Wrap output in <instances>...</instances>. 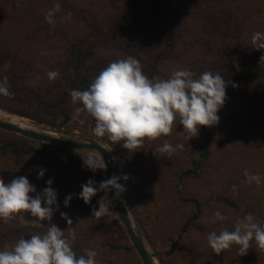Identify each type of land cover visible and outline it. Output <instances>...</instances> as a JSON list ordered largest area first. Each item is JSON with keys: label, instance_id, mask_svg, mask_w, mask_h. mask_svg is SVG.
<instances>
[{"label": "rangeland", "instance_id": "obj_1", "mask_svg": "<svg viewBox=\"0 0 264 264\" xmlns=\"http://www.w3.org/2000/svg\"><path fill=\"white\" fill-rule=\"evenodd\" d=\"M57 2L60 0H0V42L10 40L15 57L23 60L29 68L28 82L39 85V92L43 95H55L59 87L67 85L64 79L61 83L57 78L49 79L47 73L52 69L63 75L64 68L70 64L64 47L71 48L74 43L80 42L87 55V72L93 78L110 62L129 56L140 61L147 75L151 57L156 53L157 58L161 57L157 74L165 79L179 69H189L197 76L205 71L219 70L224 77L237 76L242 70L239 62H236L232 72L226 65L220 64L214 69L208 67L210 59L215 56L192 45L184 46L187 39L166 51L158 19L153 16L155 14H152V18L147 15L151 11L150 5H147L149 0H71L64 3L61 13L55 14L54 19L59 22L57 26L61 32H67L69 36L60 33L63 40L59 42L42 23L47 10ZM68 13H71V19H66ZM236 32L242 35L241 31ZM24 33H27L26 40L21 39ZM9 37H16V40ZM69 37L73 40L67 43L66 38ZM227 51L224 48L221 55L225 56ZM254 52L242 51L241 55L255 59L261 54L258 50ZM253 59L250 61L251 66L254 65ZM4 71L5 67L1 65L0 75ZM259 71L250 77L253 82L226 88V100L219 111L223 117L217 125L200 128L198 136L189 140L179 134L183 132V127L177 121L170 136L156 141L145 140L143 147L135 152L123 149L122 142L114 144L106 137L94 136V120L83 114L76 117L75 108L78 105H73L71 100L66 106L51 109L43 100L29 99L22 94L12 93V98L0 95V118L62 138L102 144L113 156L115 174L121 177V184L126 189L124 198L134 227L141 235L154 264H252L250 257L264 253L255 250L254 241L244 256H240L236 245L217 255L209 247L207 236L213 231L219 233L224 227L232 230L234 218L246 214L218 203L216 197L233 199L248 206L261 203L259 209L262 213H255V216L262 223L264 220V68ZM80 119H84L85 123L81 124ZM164 140L173 146L182 143L185 147L171 157L159 152L155 156L153 152ZM12 143L37 150H41L42 144H45L0 129V178L5 182L20 176L14 172L13 156L7 151ZM70 151L62 153L45 146L43 156L26 159L21 175H27L38 191L41 185L46 186L49 178L58 176L57 173L75 179L74 186L64 183V177L60 178L57 185H52L58 190L61 211L67 212L73 220L71 225H67L64 219L60 222L55 220V224L65 230L66 235L68 230H74L77 238L73 245L95 250L98 264H137L139 254L120 220L116 201L115 204L110 203L111 214L103 217L91 216V208H98L97 201L102 194L93 197L94 202L90 205H82L81 202L74 206L70 202V207H63L68 194L81 191L77 184H84L89 179H95L97 183L106 179L103 171L93 174L83 168L79 153ZM204 151H207V157ZM69 161H72L73 166ZM195 163L203 170L197 172ZM37 166L47 169L41 180L36 179L34 169ZM29 170H33L30 175ZM188 170L193 171V174H187ZM245 170L262 177L260 186L247 182ZM124 175H128L129 179L124 180ZM75 187H78L77 190ZM198 206L201 207V218L187 232H183ZM217 210L228 215L229 220L212 223L211 217ZM27 218L31 219L30 216ZM118 223L122 225V230ZM18 226L22 227L21 235L26 238L38 230L30 225L21 226L18 221L7 224L0 221L3 231L14 230ZM19 236L5 240L3 245ZM175 241H180L186 249L168 255ZM108 244L120 247L121 254H115ZM256 259L261 260L260 257Z\"/></svg>", "mask_w": 264, "mask_h": 264}, {"label": "clouds", "instance_id": "obj_2", "mask_svg": "<svg viewBox=\"0 0 264 264\" xmlns=\"http://www.w3.org/2000/svg\"><path fill=\"white\" fill-rule=\"evenodd\" d=\"M61 10V4L55 3L47 10L44 17L49 25L55 24V14ZM66 19H71V13ZM251 47L264 50V32H254L251 36ZM264 63V55L260 56ZM74 74L75 70H71ZM48 78L55 80L59 73L49 71ZM236 87L227 81L219 72L205 71L199 76L189 69L174 70L168 78L152 77L144 74L140 61L134 57L110 62L92 80L85 90L73 89L69 95L75 108L76 117L82 114L94 120L92 133L96 137H106L112 143H121L123 149L135 152L142 148L145 140L156 141L172 134L173 126L179 122L183 132L179 133L190 139L197 137L202 127H212L219 123L218 112L226 100V88ZM0 95L12 98L7 77L0 80ZM81 124L85 123L80 119ZM184 144L173 146L168 140L158 147L156 152L168 157L183 150ZM82 160V167L95 174L107 171L104 156L88 148L76 149ZM62 159L66 160V157ZM29 170V175L31 174ZM34 171L36 179L44 178L47 169L37 166ZM244 176L249 184L260 186L262 177L247 170ZM121 177L96 182L89 179L81 185L78 194H68L63 207H70L73 196L90 205L93 197L100 195L98 208L92 206L91 216L103 217L111 214L110 203L121 199L126 190L118 181ZM128 180V175L123 176ZM53 178L46 181L40 191L30 182L27 175H20L5 182L0 178V221L9 223L18 221L21 226L30 225L43 231L32 232L26 238H19L0 247V264H98V253L84 249L83 255L77 256L73 249L76 240L74 230L59 228L53 217L59 212L67 225L73 224L67 212L61 211L58 201V190L52 187ZM235 189V185L233 186ZM123 203V201L121 200ZM126 206V205H125ZM31 217L28 219L27 217ZM229 216L217 210L211 222H224ZM46 222V223H45ZM255 242L256 251L264 252V223L251 212L236 216L232 230L224 227L219 233L213 231L207 236L209 247L219 255L233 245L238 246L240 256H244Z\"/></svg>", "mask_w": 264, "mask_h": 264}, {"label": "trees", "instance_id": "obj_3", "mask_svg": "<svg viewBox=\"0 0 264 264\" xmlns=\"http://www.w3.org/2000/svg\"><path fill=\"white\" fill-rule=\"evenodd\" d=\"M70 1L71 0H60L59 3L61 4V10L64 3H69ZM147 5H150L149 9L151 10L147 13V15H151L149 18H152V14H155L153 16H155L160 23V27L158 28L162 33L163 45H165L164 47L166 51H170L172 48L179 46L184 39H187L186 42H184V46L188 47L189 45H192L199 48L204 53L208 52L209 54H213V57L215 56L213 59H210V66H208L212 69H214L213 67H220L221 64L226 65V68L232 72L235 68L236 62H239L242 65V70L237 76L224 77L225 75H223L221 71H215L219 72L227 81H231L235 84L236 87L245 83L253 82L250 80V77L261 68H264V63H260V56L264 55V50H261V54H258V58L255 59L250 56L245 58L241 55L242 51L255 54L254 51L256 50L251 47V36L257 31L264 32V0H167L162 2L160 0H149V4ZM165 6L166 10L164 12ZM61 10L56 14L58 15L61 13ZM43 22L45 25L44 28L48 30L50 35L54 36L59 42L63 40L62 35L66 34L65 36H69V33L64 31L61 32V28L57 26L59 23L57 20H55L54 25H49L45 20L42 21V23ZM237 30L241 31L240 33H242V35H239V33L236 32ZM230 35H233V37ZM26 36L27 33L22 34L21 39L26 40ZM72 40L73 39L70 37L66 38L67 43ZM0 43V66H4L6 70V72L4 71L1 73L2 75H0V80L7 77L11 93L22 94L21 96L24 95L29 99H37L38 101L43 100L51 109L66 106L71 100L69 95L70 90H85L93 80V77L90 76L86 69L87 55L82 47L83 44L81 42L74 43L71 48L64 47L66 52L65 54L69 56L70 64L64 68L62 72L63 75L59 73V76L57 77L60 83L63 79L64 81L66 80L67 85L59 87L55 95L50 93L43 95L42 92H39V85L28 82L29 68L23 60L15 57V54L11 51L12 43L10 40L5 39ZM16 45L18 44L16 43ZM224 48H227L228 51L225 56H222L221 52ZM160 58H157V53L154 57H151L149 63L151 67L147 73L149 78L159 77L157 70L161 60ZM252 59L254 60L253 66H251L250 62ZM205 64L207 66V63ZM73 69L75 70L74 74L71 71ZM51 70L52 69H50V71ZM228 87L233 86L230 84ZM217 114L220 118L223 117V113L218 112ZM42 146L43 148L41 150H37L19 143H12L9 145V149H7V151L9 155L13 156V164L15 165L14 172L21 175L24 171L26 159L35 157L36 155H38V157H41L39 155L43 156L45 154V146L57 149L62 153L71 152L70 150L53 145L42 144ZM204 154L207 157V151H204ZM69 162L72 164V161ZM195 169L197 172L203 170L197 163H195ZM186 173L193 174V171L188 170ZM57 174L58 176L55 175V178H53V186L57 185L60 178L64 177V174L62 173ZM64 178V183L68 182V184L74 186L75 179H72L71 176L67 175ZM78 182L81 181L78 180ZM77 185L81 188L82 184ZM40 187L43 189L45 185H41ZM194 201L197 202L195 199ZM216 201H218V203L226 204L228 207L240 214L253 212L254 215L255 213L260 215L262 213V210L259 209L261 208V203L248 206L233 199L221 197H216ZM81 202L82 205H85V203L83 201H79L78 198H73L71 204L76 206V204L80 205ZM93 202L94 201L92 199L91 204ZM197 204L199 205V203ZM200 218L201 207L198 206L197 211L185 224L183 232H187ZM53 219V222L55 220H58L56 222H60L62 220L60 214L57 215V213ZM118 227L122 230L121 224L118 223ZM39 231H43V229H38L37 232ZM22 232V227L19 226L14 230L12 229L9 231H3L0 229V247H2L5 240L16 238L21 235ZM108 247L111 250H114L115 254H121V248L117 247L115 244H108ZM86 248H80L79 246L73 245V249L77 256L83 255V250ZM185 249L186 246L181 245L180 241H175L171 245V249L167 252V254L174 255L176 252L183 251ZM145 255L148 260L151 261V256L147 251L145 252ZM255 256L249 258L252 264H264V253L261 254V256H256V258L260 257L261 260L256 259ZM138 257L137 264H143L141 257Z\"/></svg>", "mask_w": 264, "mask_h": 264}, {"label": "water", "instance_id": "obj_4", "mask_svg": "<svg viewBox=\"0 0 264 264\" xmlns=\"http://www.w3.org/2000/svg\"><path fill=\"white\" fill-rule=\"evenodd\" d=\"M0 129L19 134L21 136L35 141H39L41 143L50 144L67 150L76 151V149L79 148L94 149L100 152L104 156L105 161L107 162V171L105 172V178L108 179L111 178L113 175H116L112 154L102 144L98 142H87L78 139H66L44 131L22 128L21 126L12 124L2 119H0ZM118 182L121 184L120 180ZM121 200L123 201V203L121 202ZM116 203L120 220L124 228L127 230L129 237L132 239L133 244L137 249L139 256L141 257L143 264H154L152 261H149L145 255L146 248L144 241L141 235L134 227L130 211L124 198V193H122L121 199L117 200Z\"/></svg>", "mask_w": 264, "mask_h": 264}, {"label": "bare ground", "instance_id": "obj_5", "mask_svg": "<svg viewBox=\"0 0 264 264\" xmlns=\"http://www.w3.org/2000/svg\"><path fill=\"white\" fill-rule=\"evenodd\" d=\"M1 119V118H0ZM3 120V119H2ZM12 124H14V123H12ZM15 125H17V124H15ZM18 126H20V125H18ZM22 128H28V127H23V126H21ZM28 129H31V128H28ZM34 130V129H33Z\"/></svg>", "mask_w": 264, "mask_h": 264}]
</instances>
